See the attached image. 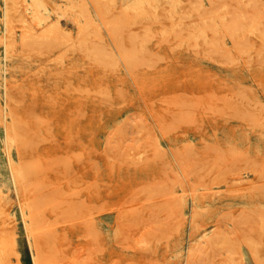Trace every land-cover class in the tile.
Returning a JSON list of instances; mask_svg holds the SVG:
<instances>
[{
  "label": "rangeland",
  "instance_id": "374dc122",
  "mask_svg": "<svg viewBox=\"0 0 264 264\" xmlns=\"http://www.w3.org/2000/svg\"><path fill=\"white\" fill-rule=\"evenodd\" d=\"M0 184L12 264H264V0H0Z\"/></svg>",
  "mask_w": 264,
  "mask_h": 264
},
{
  "label": "bare ground",
  "instance_id": "6f19581e",
  "mask_svg": "<svg viewBox=\"0 0 264 264\" xmlns=\"http://www.w3.org/2000/svg\"><path fill=\"white\" fill-rule=\"evenodd\" d=\"M33 1V0H31ZM38 3H35V6ZM30 37V35L28 36ZM44 40H47L45 42L47 43H53V44H58L57 39L56 38H52L51 40H49L48 36H42L41 37ZM28 40L30 38H27ZM23 43H27L26 39L24 37V39L22 40ZM9 172L11 174V180L9 182L10 187L12 188V192H13V196L16 198L15 199V211H17L19 218L21 220V224H22V228L25 232V235L27 236L28 234V223H27V215L29 213V201L28 198L26 196V192L22 191L20 188H18V183H19V174L17 172L16 169L14 168H8ZM2 179V178H1ZM236 181H239V179H237ZM3 183V182H2ZM5 185V184H4ZM6 191V190H5ZM4 191V188L2 187V184H0V214L6 219L2 220V224H6L9 225L12 223V218L13 215L10 211V206L12 205V202L9 201V195H7ZM27 198V199H26ZM12 233H13V229H10V233L6 232L5 230H2V239L5 241V247L7 246H12L14 244V237H12ZM14 235V234H13ZM28 242V240H27ZM30 246V245H29ZM0 264H12V260H10L6 255H4V251L3 248L0 249ZM13 255L15 256V260L19 261L18 256L16 255V253H13ZM31 264H43L41 263V261H39V258L36 257V254H33V252H31Z\"/></svg>",
  "mask_w": 264,
  "mask_h": 264
}]
</instances>
